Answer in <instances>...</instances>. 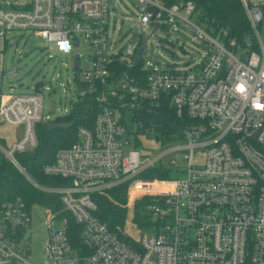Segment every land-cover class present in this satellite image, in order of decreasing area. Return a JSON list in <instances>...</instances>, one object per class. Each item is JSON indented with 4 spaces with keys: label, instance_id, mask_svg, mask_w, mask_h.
Instances as JSON below:
<instances>
[{
    "label": "built area",
    "instance_id": "1",
    "mask_svg": "<svg viewBox=\"0 0 264 264\" xmlns=\"http://www.w3.org/2000/svg\"><path fill=\"white\" fill-rule=\"evenodd\" d=\"M135 1L138 30L118 43L109 36V0H0V91L12 32L33 33L62 54L83 39L91 66L81 78L76 51L74 79L80 100L96 105L92 124L78 126L73 143L43 165L45 176L68 181L51 186L18 159L37 147L36 126L53 123L42 94H0V120L22 127L0 153L35 189L56 195L49 206L20 196L0 200V264H264V107H256L264 105V0H240L251 28L243 41L211 27L196 0ZM143 27L151 30L145 37ZM180 27L207 45L191 70L144 54L159 29ZM162 105L187 120L166 140L141 117ZM150 171L169 176H145ZM122 185L128 216L124 228L112 230L95 215L94 196ZM143 198L147 232L132 222ZM35 208L46 217L42 263L32 261L24 237Z\"/></svg>",
    "mask_w": 264,
    "mask_h": 264
},
{
    "label": "rangeland",
    "instance_id": "2",
    "mask_svg": "<svg viewBox=\"0 0 264 264\" xmlns=\"http://www.w3.org/2000/svg\"><path fill=\"white\" fill-rule=\"evenodd\" d=\"M111 15L109 17V36L118 43H125L132 38L138 28H132L140 12L135 0H109ZM195 20L194 18H192ZM144 28V27H143ZM150 28H144L142 37L150 33ZM264 35V30H260ZM10 45L3 52L4 71L21 70L15 76H3L0 94H28L37 89L43 96L44 113L49 115L50 121L57 116H67L73 112L74 105L80 101L82 89L80 79H74V55L79 51L80 77L83 71L91 66L88 43L81 39L77 49L68 54L58 53L53 44L33 33L16 30L12 32ZM207 45L202 42L188 28L180 27L159 29L148 41L145 55L153 58L160 55V62L172 65L179 70L189 71L199 62ZM22 87H13V84ZM22 127L10 125L0 120V146L9 148L13 141H18ZM196 150L195 161L200 162V153ZM178 162L182 160L177 158ZM146 198H143V200ZM142 201V200H141ZM46 217L41 208L32 209L31 222L24 227V237L31 259L35 263L43 262L44 243L46 239ZM128 227V226H127ZM134 236L138 233L129 226ZM144 232L149 229H143Z\"/></svg>",
    "mask_w": 264,
    "mask_h": 264
},
{
    "label": "trees",
    "instance_id": "3",
    "mask_svg": "<svg viewBox=\"0 0 264 264\" xmlns=\"http://www.w3.org/2000/svg\"><path fill=\"white\" fill-rule=\"evenodd\" d=\"M201 8L203 17L215 30H225L229 38L243 41L250 34L251 28L244 8L240 0H196ZM75 112L78 119L73 126H69ZM96 113V105H92L87 98L81 99L74 105L73 112L67 116H57L52 122L63 124L57 129H49V123H40L36 126L38 145L32 150L18 155L19 162L27 173L41 184L51 186L65 185L66 179L48 177L42 173L45 164L52 163L58 150L69 147L75 140L78 126L92 124V118ZM147 122H152L166 140L169 133L179 131L187 124V120L178 119L168 106L162 105L159 109L147 111L141 114ZM145 176L149 178H166L169 175L150 171ZM126 186L122 185L109 195H96L94 199L97 204L95 215L110 229L118 230L124 228L127 220L128 210L121 206L125 202ZM20 196L28 204L34 202L43 205H51L56 195L47 194L35 189L26 178L20 174L0 153V200L11 199ZM149 198L137 203L133 210L132 222L143 229L150 219L147 205Z\"/></svg>",
    "mask_w": 264,
    "mask_h": 264
},
{
    "label": "water",
    "instance_id": "4",
    "mask_svg": "<svg viewBox=\"0 0 264 264\" xmlns=\"http://www.w3.org/2000/svg\"><path fill=\"white\" fill-rule=\"evenodd\" d=\"M143 44H144V42L142 43L140 49L138 50L137 57H136V62L139 61V57H140V53H141V49H142ZM75 60H76V62H78L79 57L76 56V57H75ZM77 69H78V64H75V66H74V70H75V72L73 73V77H74V78H77V76H78V74H77ZM20 70H21V68L18 67V68H16L14 71H13V70L6 71L5 74H6L7 76H15ZM12 86H13V87H22L23 85H22V84H19V83H16V84H13ZM76 121H77V112H75L74 117H73V119H72V121H71V123H70L69 126H73V125H75ZM62 126H63V124H61V123H55V122H53V123H49V124H48V128H49V129H57V128H60V127H62Z\"/></svg>",
    "mask_w": 264,
    "mask_h": 264
},
{
    "label": "clouds",
    "instance_id": "5",
    "mask_svg": "<svg viewBox=\"0 0 264 264\" xmlns=\"http://www.w3.org/2000/svg\"><path fill=\"white\" fill-rule=\"evenodd\" d=\"M65 45L61 44L60 47L63 49ZM238 91L243 92L244 91V87L243 86H238L237 88ZM256 107L260 108V107H264V105H259L257 104Z\"/></svg>",
    "mask_w": 264,
    "mask_h": 264
},
{
    "label": "crops",
    "instance_id": "6",
    "mask_svg": "<svg viewBox=\"0 0 264 264\" xmlns=\"http://www.w3.org/2000/svg\"><path fill=\"white\" fill-rule=\"evenodd\" d=\"M14 142H16V140H15V141H13L12 143H14Z\"/></svg>",
    "mask_w": 264,
    "mask_h": 264
}]
</instances>
